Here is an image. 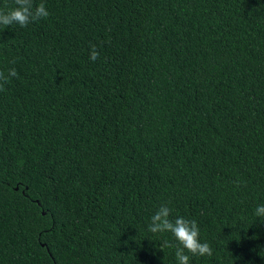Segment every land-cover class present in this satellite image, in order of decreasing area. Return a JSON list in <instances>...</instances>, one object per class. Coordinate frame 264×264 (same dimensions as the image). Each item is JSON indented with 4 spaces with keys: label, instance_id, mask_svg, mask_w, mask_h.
Returning <instances> with one entry per match:
<instances>
[{
    "label": "trees",
    "instance_id": "obj_1",
    "mask_svg": "<svg viewBox=\"0 0 264 264\" xmlns=\"http://www.w3.org/2000/svg\"><path fill=\"white\" fill-rule=\"evenodd\" d=\"M40 3L0 26V264H179L161 205L189 264H264V0Z\"/></svg>",
    "mask_w": 264,
    "mask_h": 264
},
{
    "label": "clouds",
    "instance_id": "obj_2",
    "mask_svg": "<svg viewBox=\"0 0 264 264\" xmlns=\"http://www.w3.org/2000/svg\"><path fill=\"white\" fill-rule=\"evenodd\" d=\"M14 7L0 9V26L7 28L13 24L20 27H26L30 23L47 18L49 12L44 3L38 5L33 4V0H14ZM99 58V53L95 45L90 47L89 59L96 61ZM14 63V62H13ZM18 77L15 68L8 71L5 76L0 72V92L5 91L4 85L9 82L10 78ZM255 215L257 217H264V205L256 207ZM171 209L167 205H161L151 217L148 231L153 234L171 233L177 242L173 245L167 239L159 245L160 251L164 248L175 247V256L179 264H189V255L192 256L211 257L213 252L212 248L207 242H201L200 229L195 219H186L178 217L174 221L170 219Z\"/></svg>",
    "mask_w": 264,
    "mask_h": 264
}]
</instances>
